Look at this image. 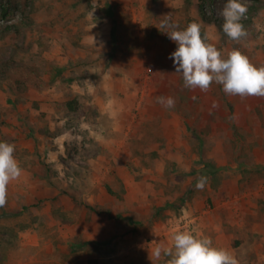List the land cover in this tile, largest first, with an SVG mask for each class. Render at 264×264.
I'll use <instances>...</instances> for the list:
<instances>
[{
	"label": "rangeland",
	"instance_id": "1",
	"mask_svg": "<svg viewBox=\"0 0 264 264\" xmlns=\"http://www.w3.org/2000/svg\"><path fill=\"white\" fill-rule=\"evenodd\" d=\"M244 2L234 40L226 0H0V141L23 168L0 206V264H168L152 253L177 231L264 264V96L185 87L161 26L198 22L261 67L264 0ZM206 163L205 187L168 206Z\"/></svg>",
	"mask_w": 264,
	"mask_h": 264
},
{
	"label": "clouds",
	"instance_id": "2",
	"mask_svg": "<svg viewBox=\"0 0 264 264\" xmlns=\"http://www.w3.org/2000/svg\"><path fill=\"white\" fill-rule=\"evenodd\" d=\"M247 12L244 0H226L222 9L223 32L237 40L247 34L242 18ZM93 15V13H92ZM177 45L170 54L175 72L182 73L185 87L206 91L215 82L230 95L264 96V66L256 67L239 49H233L227 57L213 44L206 42L201 25L191 22L186 28L165 20L162 25ZM158 102L166 108L175 106L171 96H160ZM15 145L0 141V206L6 203L7 187L23 173L16 159ZM208 178L202 176L195 187L203 189ZM169 257L168 264H238L237 258L225 248L216 247L209 237H198L190 231H177L172 235L170 247L157 246L152 255Z\"/></svg>",
	"mask_w": 264,
	"mask_h": 264
},
{
	"label": "trees",
	"instance_id": "3",
	"mask_svg": "<svg viewBox=\"0 0 264 264\" xmlns=\"http://www.w3.org/2000/svg\"><path fill=\"white\" fill-rule=\"evenodd\" d=\"M210 170H213V165L210 164V163H206L203 167L199 168L197 170L198 171L197 177L193 181H191V183L187 187V190L179 198V201L169 202L167 205L168 206H173V207H182V206H184V204L186 203V201L188 199V194L190 193V191L192 189V186L197 182V179H199L201 176H203L204 174H206ZM102 211H104V210H102ZM106 212H110V211H106Z\"/></svg>",
	"mask_w": 264,
	"mask_h": 264
}]
</instances>
